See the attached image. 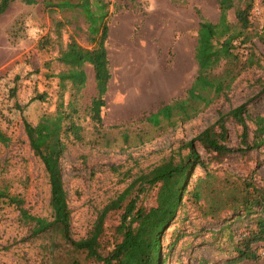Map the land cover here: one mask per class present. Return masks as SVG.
I'll list each match as a JSON object with an SVG mask.
<instances>
[{
    "label": "rangeland",
    "instance_id": "374dc122",
    "mask_svg": "<svg viewBox=\"0 0 264 264\" xmlns=\"http://www.w3.org/2000/svg\"><path fill=\"white\" fill-rule=\"evenodd\" d=\"M108 36L106 50L111 78L102 108L104 138L99 142L68 144L61 159L62 176L72 208L71 233L82 237L93 224L98 212L116 198L142 171L151 168L173 150L193 138L205 126L215 121L218 111L247 102L246 120L249 142L254 137V117L264 115V12L252 15L251 43L240 45L245 59L251 44L262 56L261 67L243 69L233 81L227 98H217L193 118L169 124L161 122V129L140 119L155 111L172 98H195L188 94L197 65L194 58L196 31L200 14L211 22L218 20L216 0H108ZM247 0L235 2L228 11L234 23V10ZM252 7L264 2L251 0ZM55 17L73 19L63 30V41L74 27L77 40L87 45L85 23L70 12H56ZM51 26V15L42 0L28 3L15 0L0 15V127L9 136L7 143L0 142V188L23 197L24 207L32 214L49 216L48 184L39 159L33 155L23 128V117L35 123L45 111L52 112L55 105L57 80L48 83L45 62L52 60L55 49H39L37 42ZM259 34V35H258ZM222 61L215 72L223 70ZM38 69V72L34 70ZM54 69V70H55ZM86 86L81 98V119L87 138H94L93 125L84 112L95 94L93 70L85 66ZM15 76L18 80L15 81ZM15 86L14 97L9 96ZM48 90L51 98L45 102H32L19 112L16 104L24 106L36 91ZM229 145H239L241 127L232 121L226 123ZM127 135V142L125 136ZM141 136L143 143H139ZM129 144V145H128ZM186 149H181L183 154ZM203 157L206 154L198 146ZM210 167L218 173L245 177L253 175L254 181L264 189V145L226 156ZM255 169V173L251 170ZM202 172L194 169L195 176ZM192 178V180L195 178ZM154 189L131 192L137 203L151 205ZM124 203V202H123ZM122 209L107 215V227L120 220ZM180 211L163 239L164 264H223L236 254L229 236H237L248 217L218 222L203 216L193 207ZM185 214V215H184ZM186 216V217H183ZM113 225V226H114ZM110 226L109 228L113 227ZM185 232L173 245L172 236ZM28 226L19 218L12 204L0 200V264H59L49 255V238L34 237L25 240ZM112 234V233H111ZM259 254L257 260H233L229 264H264V243L253 245ZM98 264V263H96Z\"/></svg>",
    "mask_w": 264,
    "mask_h": 264
},
{
    "label": "trees",
    "instance_id": "16d2710c",
    "mask_svg": "<svg viewBox=\"0 0 264 264\" xmlns=\"http://www.w3.org/2000/svg\"><path fill=\"white\" fill-rule=\"evenodd\" d=\"M14 1L0 0V15ZM26 1L36 3V0ZM216 1L219 11L216 22L209 21L197 10L199 22L194 47L197 70L187 88L188 94H194L195 98H172L140 119L157 130L161 129L162 121L175 124L189 120L217 98H227L233 81L243 69L261 67L262 56L255 52L253 44L248 46L245 59L239 49L240 45L252 40L249 31L251 0L235 8L234 23L229 20L228 11L239 0ZM42 3L51 15V26L39 38L37 47L57 51L52 58L57 69L52 66V60L44 64L48 83L54 78L57 80L55 105L52 112H43L34 124L23 117V128L33 155L43 166L48 184L49 216L32 214L24 207L22 196L10 193L7 188H0V200L14 205L19 218L28 226L24 239L48 237L49 255L58 259L59 264H164V236L178 213L183 211L187 214L184 211L190 205L203 216L218 222L248 217L250 222L243 225L242 231L237 236H229L236 254L223 264L233 260H257L259 254L253 245L264 243V189L254 181L252 174L233 176L226 170L218 173L210 167L212 162L220 163L232 153L246 154L264 145V115L260 114L254 117V139L252 143L249 142L247 102L227 111H218L215 121L177 150L168 153L160 162L140 172L116 198L103 206L84 236L75 238L72 235V208L64 186L61 159L68 144L99 142L105 136L102 108L111 78L105 45L110 2L42 0ZM56 12H70L83 19L87 45L81 44L74 34L80 30L78 26L63 41V30L72 24L73 19L55 17L52 14ZM222 61L223 70L215 72ZM87 64L92 67L95 88V94L84 110L93 125L94 138L91 139L86 137L80 122ZM34 71L38 72V69ZM15 79L17 81L18 76ZM15 93L13 86L9 96L14 97ZM50 98L47 89L36 91L24 106L16 104V108L22 113L30 103L45 102ZM228 121L241 127L238 134L240 141L236 147L229 145ZM138 139L139 143L144 142L141 136ZM8 141L9 136L0 127V142ZM124 141L127 142V135ZM198 146L206 154L205 157L198 151ZM183 148L187 150L185 154L181 152ZM197 166L202 172L195 176ZM251 172L255 173V169ZM134 189L138 193L154 189V202L145 205L137 203L136 197L129 198ZM119 209H122L119 222L107 227L108 213ZM184 233L174 234L168 248H172Z\"/></svg>",
    "mask_w": 264,
    "mask_h": 264
},
{
    "label": "built area",
    "instance_id": "2783aa9c",
    "mask_svg": "<svg viewBox=\"0 0 264 264\" xmlns=\"http://www.w3.org/2000/svg\"><path fill=\"white\" fill-rule=\"evenodd\" d=\"M257 3L259 2L260 3V0H256ZM263 11V9L260 7V5H255L251 8V14H255V15H258L260 14L261 12Z\"/></svg>",
    "mask_w": 264,
    "mask_h": 264
}]
</instances>
